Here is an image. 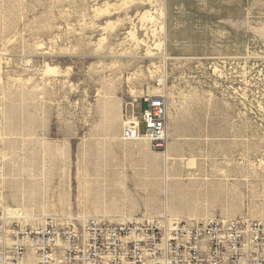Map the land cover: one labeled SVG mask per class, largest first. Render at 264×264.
I'll list each match as a JSON object with an SVG mask.
<instances>
[{
  "label": "rangeland",
  "instance_id": "rangeland-1",
  "mask_svg": "<svg viewBox=\"0 0 264 264\" xmlns=\"http://www.w3.org/2000/svg\"><path fill=\"white\" fill-rule=\"evenodd\" d=\"M157 96L163 154L120 138ZM13 209L264 219V0H0V211Z\"/></svg>",
  "mask_w": 264,
  "mask_h": 264
},
{
  "label": "built area",
  "instance_id": "built-area-1",
  "mask_svg": "<svg viewBox=\"0 0 264 264\" xmlns=\"http://www.w3.org/2000/svg\"><path fill=\"white\" fill-rule=\"evenodd\" d=\"M123 120L121 140L167 149L166 97L144 99ZM143 125L144 131L140 132ZM0 264H264V219L81 217L61 221L0 211Z\"/></svg>",
  "mask_w": 264,
  "mask_h": 264
},
{
  "label": "bare ground",
  "instance_id": "bare-ground-1",
  "mask_svg": "<svg viewBox=\"0 0 264 264\" xmlns=\"http://www.w3.org/2000/svg\"><path fill=\"white\" fill-rule=\"evenodd\" d=\"M166 160V159H165Z\"/></svg>",
  "mask_w": 264,
  "mask_h": 264
}]
</instances>
